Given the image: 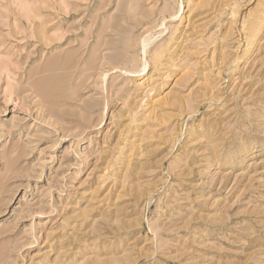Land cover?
Here are the masks:
<instances>
[{
  "label": "rangeland",
  "instance_id": "obj_1",
  "mask_svg": "<svg viewBox=\"0 0 264 264\" xmlns=\"http://www.w3.org/2000/svg\"><path fill=\"white\" fill-rule=\"evenodd\" d=\"M0 264H264V0H0Z\"/></svg>",
  "mask_w": 264,
  "mask_h": 264
}]
</instances>
